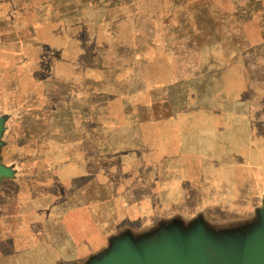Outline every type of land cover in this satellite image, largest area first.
Wrapping results in <instances>:
<instances>
[{
  "label": "crops",
  "instance_id": "0c3cea01",
  "mask_svg": "<svg viewBox=\"0 0 264 264\" xmlns=\"http://www.w3.org/2000/svg\"><path fill=\"white\" fill-rule=\"evenodd\" d=\"M135 1L0 0V264H82L131 221L213 227L264 193V117L225 168V114L188 85L133 88L151 49Z\"/></svg>",
  "mask_w": 264,
  "mask_h": 264
},
{
  "label": "rangeland",
  "instance_id": "374dc122",
  "mask_svg": "<svg viewBox=\"0 0 264 264\" xmlns=\"http://www.w3.org/2000/svg\"><path fill=\"white\" fill-rule=\"evenodd\" d=\"M135 2H142L144 4L142 7L139 4L140 8L145 7L134 11L144 19L135 30L146 34V43L151 49H147L146 69H141L140 74L136 69L131 74L133 88L138 89V82L142 81L151 85L150 89L161 86L156 91L161 97L167 93L165 87L171 81L179 98L183 95L184 86L188 85L189 89L192 88L195 108L225 114L220 132H223L227 144L224 163L227 168L234 159L227 151L235 148L229 144L235 142L238 131L244 139L249 134L250 125H254V130L256 127L250 119L264 117V0ZM262 120L264 127V118ZM209 166L212 168L214 165L210 163ZM224 173L226 177L229 172L225 170ZM258 193L255 201L244 202L246 208H236L239 204L230 205V210L222 208V212L212 220L213 227L194 217H172L169 210L161 211L160 217H155L143 228L136 227L131 221L130 230L109 238L107 248L82 260V264L110 253L115 238L128 237L132 243H139L170 225L188 230L196 222H201L206 231L216 237L245 232L251 229L264 208V202L261 204L264 193L260 187ZM96 246L95 251L101 249L104 242Z\"/></svg>",
  "mask_w": 264,
  "mask_h": 264
},
{
  "label": "water",
  "instance_id": "95a60500",
  "mask_svg": "<svg viewBox=\"0 0 264 264\" xmlns=\"http://www.w3.org/2000/svg\"><path fill=\"white\" fill-rule=\"evenodd\" d=\"M10 175L0 164V179ZM231 235H211L201 222L188 230L170 225L139 243L115 238L110 253L88 264H264V208L251 229Z\"/></svg>",
  "mask_w": 264,
  "mask_h": 264
}]
</instances>
